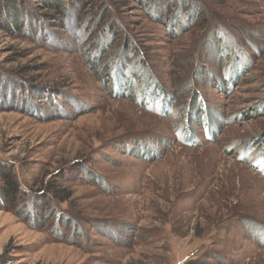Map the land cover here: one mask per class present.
<instances>
[{"label": "rangeland", "instance_id": "rangeland-1", "mask_svg": "<svg viewBox=\"0 0 264 264\" xmlns=\"http://www.w3.org/2000/svg\"><path fill=\"white\" fill-rule=\"evenodd\" d=\"M11 1L0 264H264V0Z\"/></svg>", "mask_w": 264, "mask_h": 264}, {"label": "trees", "instance_id": "trees-1", "mask_svg": "<svg viewBox=\"0 0 264 264\" xmlns=\"http://www.w3.org/2000/svg\"><path fill=\"white\" fill-rule=\"evenodd\" d=\"M10 2L12 1H8V5L4 7L0 0V15L3 13L4 15L9 16L11 26L14 27L18 25L20 13L16 5ZM62 7V2H58L52 7V9L62 10ZM0 180L3 183L0 187V196L2 197V200L4 202V207H14L16 204H18V202L20 205L26 204V202H24L25 194L17 183V179L13 169H5L3 167H0ZM66 191L67 190H62L61 186L58 183L56 184L50 182L49 185L46 186V190L44 193L49 197L51 196L53 199L60 200L61 203H65L72 197L70 193L64 196V193H66Z\"/></svg>", "mask_w": 264, "mask_h": 264}]
</instances>
